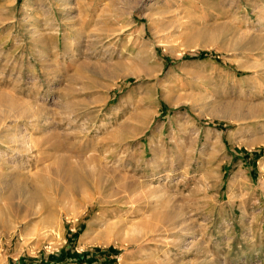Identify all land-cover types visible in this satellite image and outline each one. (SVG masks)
<instances>
[{
  "label": "rangeland",
  "instance_id": "obj_1",
  "mask_svg": "<svg viewBox=\"0 0 264 264\" xmlns=\"http://www.w3.org/2000/svg\"><path fill=\"white\" fill-rule=\"evenodd\" d=\"M0 264H264V0H0Z\"/></svg>",
  "mask_w": 264,
  "mask_h": 264
},
{
  "label": "bare ground",
  "instance_id": "obj_2",
  "mask_svg": "<svg viewBox=\"0 0 264 264\" xmlns=\"http://www.w3.org/2000/svg\"><path fill=\"white\" fill-rule=\"evenodd\" d=\"M57 146V145H56ZM91 164V163H90ZM92 164H94V163H92ZM96 165V164H95ZM66 167H67V165H66ZM93 167H95V166H93ZM68 168V167H67ZM96 168V167H95ZM74 170V169H73ZM77 170V169H76ZM98 171V170H97ZM99 172H100V170H99ZM103 172V171H102ZM66 173V172H65ZM68 173L71 175L73 172H71L70 170H68ZM74 174H76L75 172H74ZM79 174V173H78ZM91 174L93 175V172H91ZM73 176V175H72ZM76 176V175H75Z\"/></svg>",
  "mask_w": 264,
  "mask_h": 264
}]
</instances>
